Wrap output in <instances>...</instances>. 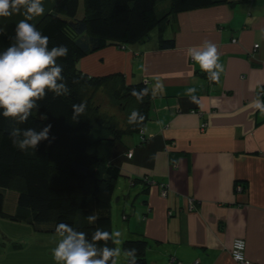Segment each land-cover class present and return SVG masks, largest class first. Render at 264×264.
<instances>
[{
	"label": "crops",
	"instance_id": "0c3cea01",
	"mask_svg": "<svg viewBox=\"0 0 264 264\" xmlns=\"http://www.w3.org/2000/svg\"><path fill=\"white\" fill-rule=\"evenodd\" d=\"M57 1L40 0L43 12L31 20L21 5L0 28L17 37L21 20L33 25ZM164 34L174 48H161L156 33L80 60L90 74L122 72L154 93L143 128L117 145L112 222L125 209L111 229L150 239L148 264H264V0L180 12ZM205 42L217 49L216 80L189 55ZM237 238L246 241L243 262L233 257Z\"/></svg>",
	"mask_w": 264,
	"mask_h": 264
},
{
	"label": "trees",
	"instance_id": "16d2710c",
	"mask_svg": "<svg viewBox=\"0 0 264 264\" xmlns=\"http://www.w3.org/2000/svg\"><path fill=\"white\" fill-rule=\"evenodd\" d=\"M231 1L58 0L45 12L32 26L48 38L47 51L67 49L65 56L55 58V66L62 69L56 83L65 87L59 94L46 88L24 121L5 117L0 108V217L9 216L4 189L16 183L13 219L39 231L57 233L63 224L73 233H83L86 244L96 250L93 259H102L104 249L115 251L111 208L122 171L114 157L124 135L140 131L150 118L154 93L146 81H128L122 72L90 74L80 60L110 45L145 42L155 28L160 47L174 48L176 40L164 34L167 20ZM18 44V37L0 28V55ZM81 103L84 111L77 114L73 105ZM134 111L137 115L130 122ZM45 128L46 139L34 148L20 147L29 139L25 132L39 135ZM97 232L108 237L94 239ZM150 242L144 235L126 238V264H148ZM113 260L116 264V255L107 264Z\"/></svg>",
	"mask_w": 264,
	"mask_h": 264
},
{
	"label": "clouds",
	"instance_id": "9594fccd",
	"mask_svg": "<svg viewBox=\"0 0 264 264\" xmlns=\"http://www.w3.org/2000/svg\"><path fill=\"white\" fill-rule=\"evenodd\" d=\"M29 5L26 11V19L31 20L34 16L42 14L43 9L39 6L40 0H0V17H7L12 12H19V6ZM11 9V11H10ZM18 47H10L4 54L0 55V108L4 109L5 117H18L24 121L30 114V109L34 106V101L40 99L45 94V89L53 90L59 94L64 89V84L57 85V79H62L60 73L62 69L55 66V58L65 56L66 48L59 51L53 49L47 51L48 38H42L41 33L32 25L21 20L17 25ZM189 55L200 66L201 71L211 74L212 79H217L214 68L219 69L221 65L217 63L218 55L215 45L205 42L204 49L197 51L189 50ZM222 70V69H221ZM189 93L195 92L190 88ZM133 96H140L133 91ZM259 106V105H258ZM77 114L84 111L85 105H73ZM264 112V109H262ZM137 113L134 111L130 122L135 119ZM51 125L48 126L50 128ZM48 128H45L39 135L32 131L25 132V139L20 147H35L41 139L47 138ZM89 221L95 219L94 216L88 218ZM58 232L61 235L68 232L67 237L54 249L53 255L57 261L64 264H107V261L119 253L108 249L103 250L102 259H93L97 255L93 245L86 244L84 234L73 233L65 225H59ZM107 233L97 232L94 239L107 238ZM238 247L240 244L238 242ZM113 264L115 261L113 260Z\"/></svg>",
	"mask_w": 264,
	"mask_h": 264
},
{
	"label": "rangeland",
	"instance_id": "374dc122",
	"mask_svg": "<svg viewBox=\"0 0 264 264\" xmlns=\"http://www.w3.org/2000/svg\"><path fill=\"white\" fill-rule=\"evenodd\" d=\"M81 11H83L82 7ZM157 31L158 28L153 29L151 37L154 38ZM99 98L101 99L102 97L99 96ZM103 99L107 101L108 98ZM120 181L123 182V178ZM17 190L16 183L11 188L4 189V210L9 213V216L0 217V264H64L63 261H57L54 258L53 252L68 234L56 236L61 234L58 232L55 234L53 232L39 231L28 222L13 219L11 214H14L17 208ZM113 205H117L115 201ZM124 209V206L118 208L120 212L118 211L113 217V222L115 221L117 226L120 221H123L122 212ZM113 233V246L115 251L119 253L116 255V264H126L128 254L123 250L122 243L126 238L130 237H123V234L117 232V228L114 229Z\"/></svg>",
	"mask_w": 264,
	"mask_h": 264
},
{
	"label": "built area",
	"instance_id": "2783aa9c",
	"mask_svg": "<svg viewBox=\"0 0 264 264\" xmlns=\"http://www.w3.org/2000/svg\"><path fill=\"white\" fill-rule=\"evenodd\" d=\"M234 40H236V39H234ZM255 46L257 47L258 44H256ZM212 80H214V79H212ZM260 96H262V97L264 96V88H262V90L260 91ZM203 125H205V123ZM129 155H132V153L130 152ZM166 192H167L166 189H164L163 193L166 194ZM192 208H193V204H190L189 209H192ZM238 242L240 244V247L237 246ZM245 248H246V241L243 238H237L234 240L232 253H233V257L237 261H241V262L246 261V257L244 255ZM193 264H200V263H199V261H196Z\"/></svg>",
	"mask_w": 264,
	"mask_h": 264
}]
</instances>
